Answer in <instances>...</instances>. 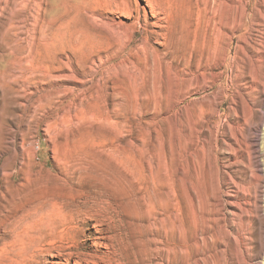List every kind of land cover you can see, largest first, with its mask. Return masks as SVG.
Returning a JSON list of instances; mask_svg holds the SVG:
<instances>
[{"label":"bare ground","instance_id":"bare-ground-1","mask_svg":"<svg viewBox=\"0 0 264 264\" xmlns=\"http://www.w3.org/2000/svg\"><path fill=\"white\" fill-rule=\"evenodd\" d=\"M140 1L68 0L66 13L48 33L45 20L43 28L35 29L40 10L35 16L25 13L29 0H0V36L10 45L7 61L21 60L19 70L26 67V73L38 74L43 84L50 78L54 81V90H47L37 107L46 108L48 115L71 114L85 101L95 104L100 94L111 90L116 97L133 93L136 108H148L145 93L150 91V80L162 74L175 86L177 96L170 111L175 116L182 114L179 106L187 97L208 89L222 100L229 98L228 89L239 82L245 66L244 9L236 24L232 20V9L241 0ZM30 18L32 23L26 24ZM65 81L72 85L61 89ZM201 98L195 116L202 126L201 122L217 118L218 112L210 107L214 106L211 97ZM112 104L119 107L121 103ZM248 111L246 115L243 109L230 107L224 117H252L248 133H257L264 154V113ZM220 120L217 126H227V119ZM105 121L111 123L108 117ZM66 131L63 140L70 141L75 151L53 184L18 201L10 194V200L0 205V225L8 228L14 257L38 250L43 240L54 237V251L73 264H223L217 250L226 249L237 238L223 205L238 210L233 216H242L235 203L241 183L231 173L221 171L218 194L207 206H192L186 215L183 188L176 186L167 159L161 163L146 155L144 142L125 141L130 149L139 150L138 159L126 152L116 131L96 137L89 134V138L81 128ZM227 134L239 146L230 127ZM233 145L228 144L236 156ZM230 164H237V158ZM177 171L180 181V165ZM85 220L93 222L91 231L97 235L92 240L93 253L80 250L84 244L80 240L88 237L82 234ZM241 228L250 231L248 226Z\"/></svg>","mask_w":264,"mask_h":264},{"label":"rangeland","instance_id":"rangeland-1","mask_svg":"<svg viewBox=\"0 0 264 264\" xmlns=\"http://www.w3.org/2000/svg\"><path fill=\"white\" fill-rule=\"evenodd\" d=\"M67 3L68 0H29L30 6L25 13L30 11L35 16L37 9L40 10V20L35 29L38 31L45 20L43 27H47L46 31L49 33L60 22V16L66 13ZM242 8L246 15L245 30L242 31L245 40V66L241 69L242 75L237 78L239 82L229 87V98L226 100H222L220 95L214 96L211 89L200 95L187 97L182 106H179L183 107L180 116L170 112L177 93L174 92L175 86L170 78L164 74L150 80V91L145 93L148 101L145 96L139 95L149 102L148 108H136L133 93L116 97L110 90L100 94L95 99V104H91L89 99L84 102L83 107L72 109L71 114L54 112L48 115L47 109L37 107V104L47 90H54V81L50 78L48 83L43 84L44 81L38 74L29 76L26 67L23 68L25 71L19 70L21 60L13 58L7 61L6 56L11 55L10 45L0 36V205L3 206L10 200V194L18 201L41 189V186L53 184L54 176L64 169L67 158L75 151L70 141L65 143L63 140L66 130L76 132L81 128L85 138H89V134L96 137L112 130L121 134L122 146L130 155L140 158L139 150L130 149L131 146L125 142L132 138L133 143L137 140L145 143L146 155L153 156L161 163L167 159V169L175 177L176 186L183 188L185 209L188 210L186 215L190 214L192 206H207V201L218 194L221 171L231 173L241 183L235 203L239 210L242 209V218L232 215L238 212L236 208L223 205L228 221L233 224L231 230L236 233L237 238L236 243L217 250V259L223 264H263L264 250H260L264 245L263 145L256 132L248 133L254 120L252 117H224L230 107L236 111L243 109L246 115H249L248 110L251 109L255 114L264 113V0H241L234 5V24ZM32 20L30 18L26 24L32 23ZM25 30L24 36L27 35ZM50 73L54 77V71L50 70ZM22 76L26 87L21 82ZM71 82H62L61 89L62 85H72ZM201 96L211 97L214 106L208 105L211 109L215 107L218 112L217 118L201 122L202 126L195 116V110L202 106ZM140 97L138 101H141ZM116 102L121 103L119 107L113 106L112 103ZM107 117L111 123L105 121ZM220 118L221 122L227 119V126H217L216 120ZM229 127L237 136L239 146L233 145V140L228 137ZM228 144L236 148V156L230 153ZM234 158H237V164L231 165ZM178 165L181 168L180 181ZM247 221H250L249 224ZM84 222L82 234L88 237L80 240V243H84L80 250L93 253L92 240L97 235L91 231L93 222ZM244 225L246 229L248 226L249 232L245 228L246 232H242L241 227ZM239 241H242L241 244ZM9 242L8 228L0 225V264H73L72 260L68 261L54 251V237L43 240L38 250L21 258L14 257Z\"/></svg>","mask_w":264,"mask_h":264}]
</instances>
